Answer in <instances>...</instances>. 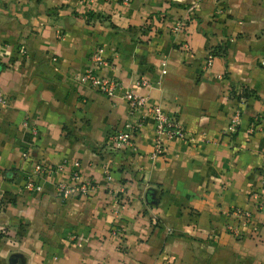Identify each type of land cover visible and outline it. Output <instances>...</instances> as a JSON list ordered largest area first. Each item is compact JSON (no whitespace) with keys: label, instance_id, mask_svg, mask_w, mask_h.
Instances as JSON below:
<instances>
[{"label":"crops","instance_id":"crops-1","mask_svg":"<svg viewBox=\"0 0 264 264\" xmlns=\"http://www.w3.org/2000/svg\"><path fill=\"white\" fill-rule=\"evenodd\" d=\"M195 1L0 0V264H264V205L250 198L264 178V0ZM98 47L102 76L195 141L153 156L152 116L78 84ZM140 116L135 150L112 149ZM74 162L96 190L61 200ZM34 164L64 170L29 192ZM234 207L252 212L240 239L223 228Z\"/></svg>","mask_w":264,"mask_h":264},{"label":"built area","instance_id":"built-area-1","mask_svg":"<svg viewBox=\"0 0 264 264\" xmlns=\"http://www.w3.org/2000/svg\"><path fill=\"white\" fill-rule=\"evenodd\" d=\"M91 1V0H85ZM200 0H196L194 6ZM183 23L178 22L174 27L175 31H179ZM61 34H58V38ZM8 45L0 46V60L2 56V50L8 49ZM102 48H95V51L91 54V62L93 66L85 69L81 74L76 76L75 81L87 88H91L96 92L106 97H119L125 104L128 110V114L132 117L136 115L139 110H144L146 115H150L154 119V151L153 156H158L166 151V143L170 140H180L184 144L193 143L195 138L188 135L184 125L174 116H169L158 105L147 104V98L134 94L128 90L124 84L114 78L104 77L100 74L99 68L106 65L103 58ZM52 58V61H55ZM261 65L264 66V59L261 61ZM137 83L145 84V81L140 79ZM8 102L7 96L0 90V105H6ZM145 116H140L138 120L133 123L126 124L123 129L112 133L108 137V143L114 150H121L123 148H129L135 150L132 143V136L134 133L140 131L143 127ZM239 114L236 113L230 122L227 132L234 133L239 125ZM200 139L206 141L205 134H200ZM24 159L28 158V153L22 154ZM64 166L48 167L41 164H34L32 170L27 173L24 182V189L26 191H38L40 190L39 182L52 174L62 172ZM107 179H109L108 172ZM96 190L95 184L87 179H84L80 172V164L74 162L72 164L70 183L57 182L55 184V192L61 200H66L69 197L76 195L86 197L91 195ZM253 207L256 211L260 210L264 205V178L261 182L259 190L252 193L250 196ZM228 215L234 218L233 223H227L224 225V231L232 235L236 239H240L243 236V227H253L252 212L243 210L240 208H231ZM114 234L118 245L121 242L122 231L120 228H113ZM119 247V246H118ZM101 264V263H100Z\"/></svg>","mask_w":264,"mask_h":264},{"label":"trees","instance_id":"trees-1","mask_svg":"<svg viewBox=\"0 0 264 264\" xmlns=\"http://www.w3.org/2000/svg\"><path fill=\"white\" fill-rule=\"evenodd\" d=\"M249 96H250V93L248 92V90L242 89V94L239 96V99L240 98H247Z\"/></svg>","mask_w":264,"mask_h":264}]
</instances>
